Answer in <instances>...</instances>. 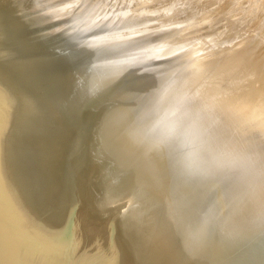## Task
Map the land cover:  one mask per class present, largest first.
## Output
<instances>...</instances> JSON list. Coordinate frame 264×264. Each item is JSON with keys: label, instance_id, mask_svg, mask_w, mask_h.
Returning a JSON list of instances; mask_svg holds the SVG:
<instances>
[{"label": "bare ground", "instance_id": "bare-ground-1", "mask_svg": "<svg viewBox=\"0 0 264 264\" xmlns=\"http://www.w3.org/2000/svg\"><path fill=\"white\" fill-rule=\"evenodd\" d=\"M0 11L13 55L0 68L33 105L15 151L40 205L70 159L83 183L93 174L88 201L133 198L134 264H264V189L244 163L264 164V0H0ZM165 112L194 121L217 159L188 171L155 130Z\"/></svg>", "mask_w": 264, "mask_h": 264}, {"label": "water", "instance_id": "water-1", "mask_svg": "<svg viewBox=\"0 0 264 264\" xmlns=\"http://www.w3.org/2000/svg\"><path fill=\"white\" fill-rule=\"evenodd\" d=\"M0 11V60L12 58ZM33 105L0 68V264H134L125 219L136 209L130 196L100 206L88 201L67 159L58 193L40 205L15 151L21 122Z\"/></svg>", "mask_w": 264, "mask_h": 264}, {"label": "clouds", "instance_id": "clouds-1", "mask_svg": "<svg viewBox=\"0 0 264 264\" xmlns=\"http://www.w3.org/2000/svg\"><path fill=\"white\" fill-rule=\"evenodd\" d=\"M155 130L176 150L184 167L190 172L199 170L218 157L217 150L206 145L196 123L182 112L162 113L155 125ZM238 159L234 157L233 162ZM244 163L251 171L255 188L258 191L264 189V164L250 159Z\"/></svg>", "mask_w": 264, "mask_h": 264}, {"label": "rangeland", "instance_id": "rangeland-1", "mask_svg": "<svg viewBox=\"0 0 264 264\" xmlns=\"http://www.w3.org/2000/svg\"><path fill=\"white\" fill-rule=\"evenodd\" d=\"M234 5H235V3H234ZM233 7H234V6H233ZM232 12H233V11H232ZM248 25H249V24H248ZM247 27H248V26H247ZM263 30H264V28H263ZM263 30H262V32H263L262 35L264 34V31H263Z\"/></svg>", "mask_w": 264, "mask_h": 264}]
</instances>
